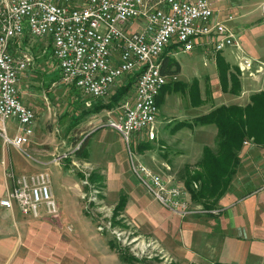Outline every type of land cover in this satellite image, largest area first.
Returning <instances> with one entry per match:
<instances>
[{"label":"rangeland","instance_id":"374dc122","mask_svg":"<svg viewBox=\"0 0 264 264\" xmlns=\"http://www.w3.org/2000/svg\"><path fill=\"white\" fill-rule=\"evenodd\" d=\"M212 1L214 18L224 21L234 30L235 38L244 51L238 50L240 54L258 53L260 55L255 59L252 57L256 64L250 72L253 76L237 74L233 67L230 70L232 75H237L235 77L238 78L239 83L240 81L243 83L237 92H240L241 87L244 88L243 94L240 93L244 100L252 92L261 90L264 84V17L261 11L264 0ZM226 19L230 20L225 21ZM141 27V21L136 20L131 29ZM203 39L208 38L198 37L194 39V45L190 50L179 49L169 56L171 63H179L182 67L179 83L193 81L190 75L195 69L192 66L197 65L192 62L193 60L199 62L197 53ZM209 40L211 41L209 46H204L214 51L213 40ZM20 47L33 59L28 68L22 72L18 80V88L22 103L34 111L35 125L30 141L23 145L21 150L4 143L0 136V198H2L5 181L7 182L8 172L11 170L15 173L40 171V167L44 165L41 163H46L45 167L48 170L45 171H49L50 174V184L52 191L55 192L54 198L58 205V212L54 215L44 213L35 218L17 209L18 212L12 218L6 217L8 224L13 225V234L16 233V225L23 237L20 239L17 235H13L11 243L6 245L2 242L0 264H209L199 260H196L199 261L198 263L186 262L179 256V250L167 245L163 234L167 224L163 222L161 216H167L169 211L174 212L173 210L156 200L161 207L157 211L158 214L155 213V217L151 208L143 209L142 204H139L138 208L136 199L133 201L131 197L129 199L128 191L131 192L132 198H136L134 196L139 197L142 194L141 189L144 190V186L131 170L130 155L135 160L145 163L162 178H167L166 173L170 171L156 162V154L154 155V149L152 150V146L156 145L162 156L165 149L161 146L163 143H158L159 140H156V122L153 138H149L145 131L142 133L146 134L148 141H144V136L141 137L140 133L131 137L127 145L121 134L108 125L109 120L118 113L116 107L113 109L108 107L104 109L107 111L95 112L96 114L85 113L92 106L107 105L122 82L116 83L106 97L98 99L88 97L79 89L59 82L58 73L52 71L54 62L51 58V47L45 39L28 38ZM226 53L228 56L232 55L228 49ZM123 80L125 83L132 81L127 78ZM42 83H55V86L44 87ZM167 83L163 86L164 90L167 89ZM133 93L134 83L130 84L124 96H133ZM233 98H230L231 101ZM11 130L12 127L9 132ZM94 130L97 131L90 135ZM79 142L80 147H84L85 150L83 157L72 151L75 144ZM107 144L118 155L115 154L116 158L119 157L118 164L123 168L125 181L121 184L106 182L110 169L102 168V166H105L108 160L104 159V147ZM64 153L68 154L67 158L62 157L56 160ZM87 153L91 160L89 161L90 170L80 165V162L86 160ZM200 154V152H194L188 155L190 162L186 165L197 169L195 167L197 162L194 161ZM164 157L165 155L161 158ZM72 160L78 162L76 171L71 170ZM37 161L41 163L38 164ZM57 161L59 164H56ZM63 163L66 165L62 166ZM174 163L178 166L172 170H175V176L173 175L174 179H172L176 184L187 189L182 183L183 180L178 177L183 171V168L179 166L181 162L175 160ZM57 165L62 166L65 176L61 167ZM84 171L86 173L90 171V175L86 177ZM73 180L78 182L80 187H77L82 192L81 196ZM197 187L194 186V189L196 190ZM239 193H233L229 198L220 200L219 205L216 203L214 209L212 208L213 211L205 209V214L198 213V216L206 219L205 226L209 227L207 230L209 232L206 233H219V236H216L219 249L214 253L215 259L240 261L241 264H249V262L253 264L256 260H260L264 264V233L246 231L247 220H250V217L244 214L242 216L238 212L245 204L249 205L253 198L244 202L243 198L237 199L240 196ZM189 197L192 207H202L201 203L192 200L190 192ZM122 198H125V205L118 209L117 204ZM139 209L144 210L147 215H137ZM231 218L234 219L233 222ZM3 219V211L0 210V225L6 224ZM20 222L24 223L23 226ZM174 227L173 223L169 225L172 235L175 234ZM177 229L179 232L177 235L180 236L181 229L178 223ZM25 233L29 234V237ZM256 235L262 236L263 242H256L258 239H255ZM11 249L14 250L13 253Z\"/></svg>","mask_w":264,"mask_h":264},{"label":"built area","instance_id":"2783aa9c","mask_svg":"<svg viewBox=\"0 0 264 264\" xmlns=\"http://www.w3.org/2000/svg\"><path fill=\"white\" fill-rule=\"evenodd\" d=\"M261 11L264 17V2ZM136 20L142 27L128 33L126 26ZM198 37L212 38L214 52L242 51L230 27L214 18L212 0H0V136L21 150L33 135L34 111L22 103L17 88L33 60L20 47L26 39L48 38L59 82L92 98L106 97L116 83L134 77L133 96L121 98L117 115L108 123L128 145L142 132L155 136L158 108L150 102V91L158 81H168L162 69H155V57L171 42L188 51ZM254 62L240 54L239 64L249 65V71ZM8 122L14 123L12 136ZM129 157L133 174L155 200L181 217L206 212L191 206L185 189ZM6 177L0 207H17L35 218L58 212L49 172L11 170Z\"/></svg>","mask_w":264,"mask_h":264},{"label":"crops","instance_id":"0c3cea01","mask_svg":"<svg viewBox=\"0 0 264 264\" xmlns=\"http://www.w3.org/2000/svg\"><path fill=\"white\" fill-rule=\"evenodd\" d=\"M77 1L79 2V0ZM225 21H229V20L226 19ZM133 25L134 23L126 26V31L128 33L137 29V28L131 29ZM230 29L234 32V30L231 27ZM42 39H45L47 42H49L48 38H42ZM209 42H211L209 39L207 40L203 39V41L200 42L199 51L197 53L199 62L194 61V60L192 62L194 65H197V66H192L195 69L193 74L190 75V77H193L192 82L179 83V75L181 73L180 71L182 70V67L179 63L173 64L169 61V56H171L174 52H176V50L178 51L179 49H181L177 43L171 42L169 45H172L171 46L172 48H169L168 50H166L162 56V59H163L162 69L164 67V70L167 71L165 75L167 76V79H168L167 82L169 81L170 82L167 83L168 85H166L167 89L164 90V88H162L161 90L162 92L159 93L156 99L157 108H158V113L156 116V130H157L156 140H159L158 143H163L161 146L165 149L163 150L164 154L162 156L165 155V157L161 158L162 156H160L159 150H157L156 145L152 146V150L154 149L153 153L154 155L156 154L155 155L156 162L170 169V171L166 173L167 178H164V179H170L171 182L174 184H176V182L173 181L174 179L173 175L175 173V170L174 171L172 170L174 167L178 166L177 164L174 163L175 160H180L181 164L179 166L183 168L186 165V163L189 165L190 161L187 158L188 155L190 156L191 153L200 152L201 153L200 156H198V158L194 161V162H198L200 158L202 157L203 150L205 147H214V139L217 133L216 127L210 124L207 125V124L198 123L196 120L197 117L208 113L212 108L220 106V105L236 104L240 106H245L250 102L251 94L256 91H259V90H256L252 92L251 94H249L248 98L242 100L243 97L241 94H243L242 89L244 88L241 87V90L239 93L222 89V85L220 83V71H219L220 63L224 62L225 64H227L229 66V72L232 67L234 68L236 66L239 70V74H241L242 76H246V77H249V75L253 76V74L250 73L252 72V69L250 71H245V72L241 70V68L239 67L240 52L238 51V49L227 48L229 52L232 54L228 56V54L226 53L227 49H225L222 52H214L210 49H206L205 46H209ZM49 45L51 46L50 42H49ZM239 46H240V43H239ZM207 51L209 54L207 53ZM242 52L244 51L242 50ZM245 55L251 58L253 57V59H255L257 56H260L258 53L245 54ZM52 60L54 62L52 71H56L59 77L60 75L59 69L57 68V65L53 58ZM253 66H256V64L254 63ZM176 68L178 70L175 72ZM52 71L50 70V72ZM43 72H44V68H43ZM173 76H175V79H173ZM124 81L125 80H121L122 84H125ZM18 84H19V81L17 83V88H18ZM42 84L44 85V87L55 86V83H42ZM242 84L243 83H241L240 81V86ZM19 94H20V91H19ZM222 96H226L227 98H223ZM231 97H234L233 101H231L230 99ZM104 109H107V108H103L101 111H107ZM109 109H113V108H109ZM11 127H12V130L10 131V134H13L14 123L12 122L10 123L9 129H11ZM96 131L97 130H94L93 132H91L90 135H93L94 132ZM140 136L141 137L144 136L143 140L148 141L145 133H141ZM79 148H80V142L75 144V147L72 151L77 152ZM104 148H105L104 150L105 158L104 157L103 158L105 160L106 159L108 160H106V163L104 164L105 166H102V168L107 167L110 169L109 175L107 174L106 182L107 183L116 182V183L121 184L122 182L125 181V176L123 175L124 174L123 168L121 167V165L118 164L119 161L117 158L119 157L116 158V156L118 155L114 152L113 149H111L109 144L105 145ZM77 155L78 156L82 155L81 157L85 156L84 147L81 149L80 153ZM88 157L89 156L87 153L86 160H84V162H80V165H82L83 168L89 169L91 167L89 166L90 165L89 161L91 160H89ZM71 162H72L70 165V167L72 166L71 170L76 171L75 168L78 166L77 165L78 162H76L75 160H72ZM56 164H59V162L57 161ZM46 165L47 164L42 165L40 169L48 170L45 167ZM64 165L66 164L63 163L62 166ZM57 166L61 167V170L65 176V172L63 171L62 166L61 165H57ZM195 167L197 166L195 165ZM30 172H35V171H27L24 173H30ZM84 174L86 177H88L90 175V171H87V173L86 171H84ZM3 176H4V172H3ZM7 182L5 181V187L2 192V197L5 194ZM74 183L76 187L79 186L78 182L74 181ZM194 184L196 185L195 187H197V183H194ZM180 187L185 189L182 186ZM227 189H228L226 190L227 192H225L216 203L219 205L220 200L224 198H229L231 194L233 193L236 194L237 192H240L238 194L240 196L237 199L241 200L243 198L244 202L248 199L253 198L249 205L245 204L244 207H241L238 212L241 213L242 216L244 214L250 217V220H247L246 231L255 232V233H259V232L264 233L263 232V228H264V193H263L264 191V146H258L254 144V142H251V141H249V143L248 142L244 143L242 149L239 151V163L235 167L234 175L232 176ZM246 189H250V190H246ZM141 190H142V194L139 197L134 196L136 198H132L131 192L128 191L129 199L130 197L132 201L133 199H136V205L138 206V208H139V204L140 205L142 204V207H144L143 209L151 208L152 213L155 215V213H157V211L159 210L161 206L154 198H151L152 196L145 190V188L144 190L143 189ZM185 190L187 191V189ZM187 193L189 195L188 191ZM52 194L54 196L55 192L52 191ZM78 194L80 196L82 194L80 189H78ZM190 203L191 205H193L192 201H190ZM17 209L18 208H15V207L11 210L5 207L0 209L3 211V214H4L3 220L6 223L5 225H0V245L2 244V242H4V244L6 245L8 243H11V237L13 235H17L20 239H22L23 237V234L18 232L16 225H15L16 233L13 234L14 232L13 225L12 224L9 225L8 221L6 220V217L7 219H9V216L12 218L18 212ZM137 211H138L137 215H140V216L147 215L144 210L139 209ZM198 215L199 214H196L193 216L189 215L187 217H181L180 215L172 211L171 212L169 211L167 216L162 215L161 219L168 226V227L166 226V228L163 229L164 239L166 240L167 245L174 247V249L175 250L177 249V251L179 250V256L186 262L191 261V262L198 263L199 261H201V262H207L209 264L224 263V262L241 264L242 262L240 261L232 262V261H220V260L215 259L214 253L218 252V249H219V244H217L218 240L216 236H219V233L218 232H214L210 234L206 233V232H209L207 231L209 230V227L205 226L206 219L205 218L202 219L201 217L200 219ZM231 220L232 222L234 221L233 218H231ZM20 223L22 224V222ZM171 223H173L175 226L173 229L175 233L174 235H172L169 230V225ZM177 223L179 224L180 229H181V234H180L181 237L177 235L179 234L178 229L176 230ZM156 229L158 230L157 227ZM26 235L27 237H29V234H26ZM255 239H256V242H263L262 236L256 235ZM10 251L12 253L14 252L13 249H11ZM196 260H199V261H196ZM119 263L121 262L119 261ZM253 264H262V261L256 260L255 262H253Z\"/></svg>","mask_w":264,"mask_h":264},{"label":"trees","instance_id":"16d2710c","mask_svg":"<svg viewBox=\"0 0 264 264\" xmlns=\"http://www.w3.org/2000/svg\"><path fill=\"white\" fill-rule=\"evenodd\" d=\"M171 46H167L164 53L169 48H172ZM234 69L238 74V68L235 66ZM177 70L176 68L175 72ZM219 71L222 89L237 92L240 88L239 80L235 77L237 75H232L229 72V66L224 62L219 64ZM166 72L163 67L162 73L166 74ZM127 79L132 81L125 84L121 83L107 105L92 106L85 113H98L103 108L115 107L118 101L126 94L130 84L134 83L133 76H128ZM81 111L83 112V110ZM196 120L198 123L210 124L216 127L217 133L214 139V147L204 148L202 157L196 164L197 169H192L185 165L178 177L183 180L182 183L190 192L192 200L198 201L204 209L210 210L226 192L234 175L235 167L239 163V151L244 143L252 141L258 146H264V84L261 90L251 94L250 102L247 105H220L197 117ZM82 148L80 147L76 154H79ZM194 183L198 184L196 190L194 189ZM124 205L125 198H122L118 202L117 207L121 209Z\"/></svg>","mask_w":264,"mask_h":264},{"label":"bare ground","instance_id":"6f19581e","mask_svg":"<svg viewBox=\"0 0 264 264\" xmlns=\"http://www.w3.org/2000/svg\"><path fill=\"white\" fill-rule=\"evenodd\" d=\"M164 51L159 52V55H157L154 59V67L155 69H162V54ZM239 67L241 70L249 71V65L246 64H239ZM166 84V81H158L155 87L152 88L150 91V102L156 103L157 96L159 95L162 87ZM117 108V105L115 106ZM156 108H157V103H156Z\"/></svg>","mask_w":264,"mask_h":264}]
</instances>
